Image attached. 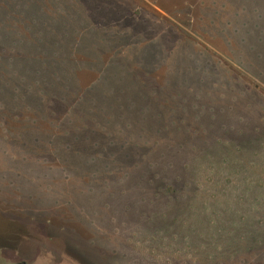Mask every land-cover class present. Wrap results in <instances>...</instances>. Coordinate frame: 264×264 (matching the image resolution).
<instances>
[{
  "label": "rangeland",
  "instance_id": "rangeland-1",
  "mask_svg": "<svg viewBox=\"0 0 264 264\" xmlns=\"http://www.w3.org/2000/svg\"><path fill=\"white\" fill-rule=\"evenodd\" d=\"M3 241L264 264V0H0Z\"/></svg>",
  "mask_w": 264,
  "mask_h": 264
},
{
  "label": "water",
  "instance_id": "water-1",
  "mask_svg": "<svg viewBox=\"0 0 264 264\" xmlns=\"http://www.w3.org/2000/svg\"><path fill=\"white\" fill-rule=\"evenodd\" d=\"M22 245L23 244L17 245V243L14 242H1L0 264H60L58 260L55 259L53 261L49 257L45 256V254L42 255L40 253H34L36 251L29 250L30 253H26V251L23 252ZM7 251L12 253L10 255L8 253L5 254Z\"/></svg>",
  "mask_w": 264,
  "mask_h": 264
}]
</instances>
